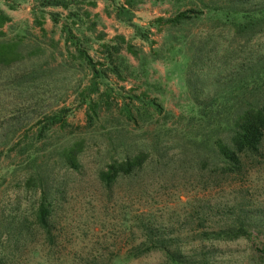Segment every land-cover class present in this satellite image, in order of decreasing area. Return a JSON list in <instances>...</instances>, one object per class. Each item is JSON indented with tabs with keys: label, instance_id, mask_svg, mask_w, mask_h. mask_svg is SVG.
Segmentation results:
<instances>
[{
	"label": "rangeland",
	"instance_id": "374dc122",
	"mask_svg": "<svg viewBox=\"0 0 264 264\" xmlns=\"http://www.w3.org/2000/svg\"><path fill=\"white\" fill-rule=\"evenodd\" d=\"M73 1L66 10L41 7L40 0L0 1L10 17L0 29V40L18 41L24 57L18 63L0 66V153L14 144L18 148L31 143L51 149L64 145L73 135L83 139L82 172L57 170L52 177L54 189L63 183L55 205L56 248H40L38 257L31 255L43 241L34 233L27 238L29 246L20 253L19 264H51L50 260L54 264H164L165 258L159 252L138 258L129 254L145 241L149 229L156 237L171 239L186 255L204 252L211 264H264V227L259 238L250 240H197L200 231L219 229L241 211L264 217V157L241 178L212 173L206 154L200 156L186 138L198 127L188 123L195 111L185 85L187 57L192 55L185 41L194 40V49L202 45L200 39L210 38L204 45L205 51H213L204 60L205 71L200 75L205 82L202 98L211 96L215 81L221 83L226 77L225 71L218 77L215 73L227 49L235 51L232 60L244 62L264 53V30L246 47L237 48L233 29L224 16L209 12L207 7L246 11L262 5L264 0H141L132 24L146 40L137 36L133 26L116 18L117 5L125 0ZM188 10L201 14L181 26L155 22ZM84 12L89 18L83 17ZM70 13L78 16L68 18ZM65 27L72 29L77 42L67 40ZM99 33L105 35L103 41L95 39ZM117 36L132 46L131 51L123 46L119 56L134 74L128 76L123 71V80L110 76L99 87L100 93L106 91L111 110L108 115L100 113L101 120L89 129L87 106L80 103V93L89 85L91 71L76 50H86L97 61L102 57L100 45L115 44ZM144 92L162 106L163 113L151 112L150 124L126 121L119 113L121 106L130 103V96ZM97 96L91 98L96 100ZM133 105L139 107L140 103L134 101ZM60 109H65L68 127L55 128L45 140L37 141L36 130ZM107 117L111 121L105 123ZM117 131L126 138L127 153L145 150L149 157L139 173L119 179L106 189L97 180L96 170L122 157V147L116 152L111 148V143H117ZM23 165L24 157L14 152L0 156V210L5 215L27 213L36 202L37 195L24 191L22 184L17 186L24 175L20 168Z\"/></svg>",
	"mask_w": 264,
	"mask_h": 264
},
{
	"label": "trees",
	"instance_id": "16d2710c",
	"mask_svg": "<svg viewBox=\"0 0 264 264\" xmlns=\"http://www.w3.org/2000/svg\"><path fill=\"white\" fill-rule=\"evenodd\" d=\"M140 1L125 0L122 4L117 5L115 16L119 21L133 26L137 36L146 40L144 33L142 34L141 30L132 24L134 10ZM74 2L73 0H40V6L61 7L66 10ZM207 8H209V12L217 11L224 16L226 22L233 29L232 39L235 40L237 48L246 47L264 30V3L246 11L233 7L225 8V10L218 7ZM200 14L195 10L182 11L172 18L165 20L159 18L155 22L169 24L172 27L181 26L194 18L198 19ZM77 16L75 13L68 14V18ZM89 16L88 12L83 13V17L89 18ZM8 22H10V17L0 9V29ZM94 28V23H91L90 29L94 31ZM63 29L67 40L78 41L70 27ZM42 32L44 31L42 30ZM2 37L3 33L0 31V38ZM104 38L103 33L95 36L97 41H103ZM115 40L117 42L113 45L107 43L100 45L102 57L97 61H94L86 50L79 48L76 50L78 58L91 71L89 85L80 93V103L87 106L86 127L89 129L94 128L96 121L101 120L100 113L104 111L107 114L111 110L106 91L100 93L99 87L105 85L110 76L123 80V71H126L128 76L134 74L128 66L123 65L119 56L123 46L130 51L132 46L122 36L115 37ZM209 41L210 38L200 39L198 43L202 45L200 47L196 45L194 49L192 47L195 43L194 40L185 41L186 50L192 53L187 57L185 85L192 110L195 111V116L190 117L188 123L193 122L192 126L198 127V131L193 135L191 133L190 136L188 134L186 138L195 146L199 155L206 154L205 160H210L213 166L212 173H220V175L229 178H241L252 171L260 158L264 157V53H258L254 57L250 56L244 62V59L241 61L232 60L231 57L235 51L227 49L225 59L220 63V67L216 69L215 73V76L218 77L227 72L226 77L221 83L218 80L215 81L217 86L211 96L202 98L205 82L200 80V75H203V71H205L204 60L208 58V53L213 51L204 49V45ZM19 48L18 41L0 40V66H10L20 62L24 57H22ZM155 58H159V56ZM27 77V75L24 76L25 79ZM96 94L98 95L97 99H92L91 96ZM129 100L130 103H124L119 110V113L128 122L141 121L143 124H150L152 123L151 112L157 115L163 113L162 106L155 99H149L145 92L132 95ZM134 101L139 102L140 106L133 105ZM109 121L111 118L107 117L105 123ZM66 127H68V123L65 109H60L45 118L44 124L36 130L34 135L40 142L45 140L49 131L55 128L64 130ZM117 132V143L115 146L111 143L113 146L111 148L112 152H116L122 147L120 153L123 154L122 157L112 159L102 168L96 170L97 180L106 189H110L119 179L130 178L139 173L146 166L149 157L145 150L135 149V151L127 153L126 138L121 136V131ZM70 134L73 135V133ZM71 137L72 139L66 141L64 145L54 146L51 149L45 148L44 145L38 147V145L30 143L23 148H18L14 144L9 146L6 151H1L0 156L2 154L10 156L14 152L15 156L24 157V165L20 167L22 171L24 170V175L17 186L22 184V189L32 192L34 196L37 195V199L34 206L27 213L23 212L21 215H17V213L5 215V211L0 210V264H19L20 253L29 246L27 238L34 233L41 235L43 241L40 246H35L36 249L32 250L31 255L38 257L40 248H48L49 251L56 248L55 205L59 200L58 194L61 193L63 183L62 185L58 184L60 187L57 186L54 189L52 183L55 179L52 177L57 170V172L63 170L65 173L80 174L84 169L82 163L83 139L75 138L74 135ZM155 139L157 145L158 137ZM15 172L16 170L13 169L12 173ZM263 220L264 217L260 215L241 211L219 229L200 231L197 240L210 242L259 238L263 234L261 231L264 227ZM144 229H149V227L144 226ZM146 231L148 234L145 236V241L130 251L131 257L138 258L143 254L159 252L165 258L164 264H211L210 258L204 252L186 255L182 248L176 247L168 237L165 238L164 235L156 237L152 234L151 229ZM50 262L54 264L51 260ZM97 262L94 261L90 264H98ZM37 264L49 263L44 261ZM63 264L67 263L63 262Z\"/></svg>",
	"mask_w": 264,
	"mask_h": 264
},
{
	"label": "crops",
	"instance_id": "0c3cea01",
	"mask_svg": "<svg viewBox=\"0 0 264 264\" xmlns=\"http://www.w3.org/2000/svg\"><path fill=\"white\" fill-rule=\"evenodd\" d=\"M0 1H4V0H0ZM25 1H32V0H25ZM0 9L3 11V12H5L4 11V9H3V6H0ZM6 14H7V12H5ZM8 15V14H7Z\"/></svg>",
	"mask_w": 264,
	"mask_h": 264
}]
</instances>
